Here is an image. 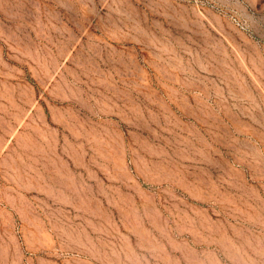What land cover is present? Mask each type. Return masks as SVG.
Returning a JSON list of instances; mask_svg holds the SVG:
<instances>
[{
  "label": "rangeland",
  "instance_id": "1",
  "mask_svg": "<svg viewBox=\"0 0 264 264\" xmlns=\"http://www.w3.org/2000/svg\"><path fill=\"white\" fill-rule=\"evenodd\" d=\"M0 264H264V0H0Z\"/></svg>",
  "mask_w": 264,
  "mask_h": 264
}]
</instances>
